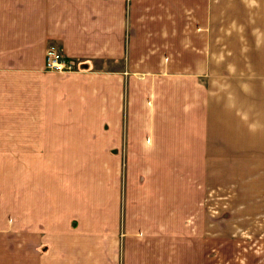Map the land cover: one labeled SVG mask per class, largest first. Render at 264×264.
Returning <instances> with one entry per match:
<instances>
[{"label":"crops","instance_id":"crops-1","mask_svg":"<svg viewBox=\"0 0 264 264\" xmlns=\"http://www.w3.org/2000/svg\"><path fill=\"white\" fill-rule=\"evenodd\" d=\"M232 60L264 156V0H0V264H213L207 189L249 147Z\"/></svg>","mask_w":264,"mask_h":264},{"label":"rangeland","instance_id":"rangeland-1","mask_svg":"<svg viewBox=\"0 0 264 264\" xmlns=\"http://www.w3.org/2000/svg\"><path fill=\"white\" fill-rule=\"evenodd\" d=\"M229 62L232 68L230 75L233 77H223L220 80L224 84L216 80L213 85L222 92L226 85L233 88V107L235 104L237 107L233 108V117L239 119L235 111L241 110L248 118L246 145L249 144V147L234 146L230 157H217L216 185L208 186L204 199L207 226L206 235L200 244L206 251L205 256L210 258L211 254L213 264H264V156L255 148L259 109L247 108L240 93L235 92V88L240 86L238 80L241 78L236 75L240 72L242 62L232 60L226 63ZM248 64L250 69L259 66L256 60ZM219 94H223L224 98V93ZM250 97L251 101L256 100L255 90L250 93ZM242 102L244 108H241ZM178 254L181 258L184 255L182 252ZM191 256L183 261L191 263ZM183 261L169 260V264H182ZM200 264L209 263L202 259Z\"/></svg>","mask_w":264,"mask_h":264},{"label":"built area","instance_id":"built-area-1","mask_svg":"<svg viewBox=\"0 0 264 264\" xmlns=\"http://www.w3.org/2000/svg\"><path fill=\"white\" fill-rule=\"evenodd\" d=\"M44 69L49 72L69 74L77 71V61L60 53L54 46L44 54Z\"/></svg>","mask_w":264,"mask_h":264}]
</instances>
